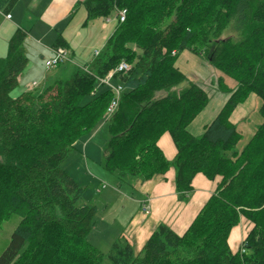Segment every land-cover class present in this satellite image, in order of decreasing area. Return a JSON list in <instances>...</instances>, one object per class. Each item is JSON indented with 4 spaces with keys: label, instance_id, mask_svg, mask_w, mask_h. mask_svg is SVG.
Here are the masks:
<instances>
[{
    "label": "trees",
    "instance_id": "obj_1",
    "mask_svg": "<svg viewBox=\"0 0 264 264\" xmlns=\"http://www.w3.org/2000/svg\"><path fill=\"white\" fill-rule=\"evenodd\" d=\"M18 1L0 0V11L9 15ZM83 6L88 19L126 9L90 63L61 78L51 73L13 96L28 63L25 31L13 32L0 58V228L12 214L20 217L0 264H264V0H84ZM224 31L230 34L222 37ZM55 44L64 41L58 37ZM184 49L204 50L234 81L229 87L218 78L228 97L199 135L187 127L208 94L195 82L175 88L187 80L176 64ZM121 61L129 69L110 79L123 90L106 118L113 94L98 87L95 76ZM250 94L261 100V123L238 150L241 134L230 115ZM102 119L108 139L101 164L110 173L146 181L173 168L175 191L184 200L197 173L219 177L182 234L160 223L138 252L122 236L106 253L89 241L98 206L85 201L84 187L62 163ZM165 132L176 148L171 160L157 145ZM240 217L253 226L232 252L228 238Z\"/></svg>",
    "mask_w": 264,
    "mask_h": 264
},
{
    "label": "crops",
    "instance_id": "obj_2",
    "mask_svg": "<svg viewBox=\"0 0 264 264\" xmlns=\"http://www.w3.org/2000/svg\"><path fill=\"white\" fill-rule=\"evenodd\" d=\"M83 2L84 0H19L9 12L8 17L0 11V58L7 54L8 40L16 29H22L27 34L24 49L28 63L20 75L18 86L21 85L22 81L25 82V85L19 88L20 92L30 89L33 85L40 84L51 74L49 70H47L49 72H44L46 67L43 61L46 58L53 57L57 48L66 49L69 58L66 62L79 67L90 63L97 56L95 55L96 51L98 54L101 53L116 28L117 20L112 17L115 20V25L113 26L111 16L88 19ZM58 37L63 39L64 46L55 44ZM89 56V61H86ZM79 60L86 62L81 63ZM28 66L32 68V71H38L39 77H34L30 72L28 76L24 77ZM37 81L41 82L36 83ZM30 83L33 84L28 87ZM19 91H17V94ZM220 108L213 114V118ZM202 112L187 127L188 131L193 135L201 134L204 127L213 119L201 125L198 130V127H194V125L197 124L196 120L201 116ZM238 131L240 132V130ZM87 135L75 142L73 151L76 152V157L78 158L81 153L82 159L87 164L90 162L92 166H96L95 163H99L98 165L101 166L103 155L101 156L100 151L105 156L108 137L103 148L99 149L98 146L91 143V139L86 137ZM82 143L83 150L79 151V144ZM157 145L168 160H171L176 154L175 145L168 132L163 133L159 137ZM109 174L111 181H114L112 183L114 187L116 183L117 189L123 188L127 193L131 194L132 201L129 200L131 202V211L126 214L125 211L128 210L122 206L119 210L116 209L114 211L113 209L112 212L111 208H109L111 204L109 200H112L110 195L121 192L118 190L107 191L104 195L106 200L103 199L97 204L96 200L94 201V204L98 206V211H101L100 214L103 215L98 220L100 225L103 226L104 232L110 233L109 245L117 237L122 236L129 241L137 252L154 228L160 223H165L176 233L182 234L208 197L214 192L219 182V177L210 181L202 173H197L191 183L193 186L191 196L188 200H184L175 191L173 168H169L165 174L155 175L146 181L137 180L136 177L118 172ZM74 179L79 183L77 178ZM98 186L96 187V192ZM99 203L101 204L100 207ZM143 203L149 207V213L142 211ZM120 216H123V218L125 216V220H120ZM242 234L244 232L238 230V227L232 228L228 238L232 252L235 251Z\"/></svg>",
    "mask_w": 264,
    "mask_h": 264
},
{
    "label": "rangeland",
    "instance_id": "obj_3",
    "mask_svg": "<svg viewBox=\"0 0 264 264\" xmlns=\"http://www.w3.org/2000/svg\"><path fill=\"white\" fill-rule=\"evenodd\" d=\"M176 3V2H175ZM174 13V10H173ZM111 18L113 17L114 19L116 18V11H114L111 15ZM113 20V26L115 25V20ZM172 19V16L167 17L166 19L163 20L162 25L167 24L170 22ZM230 34V31H224L222 34V37H225L226 35ZM204 53V55H203ZM203 53L201 55L194 54L188 49H184L181 51L176 59V64L179 67V69L187 76V80L179 84L176 89L182 88L184 85H186V82H195L198 83L200 86L204 87L208 94V103L205 106V108L202 110L201 116L196 120V123L194 127H198L197 129L199 130L201 125H204L208 123L213 117V114L217 112V110L221 107V105L224 103V100L228 96V94L223 93L219 90L217 87V80L219 77H223L225 83L229 86L232 87L234 85V81L225 76L221 71L218 69L214 68L205 58L206 53L203 50ZM90 56L86 61H89ZM81 63H84L86 61L79 60ZM40 62V61H39ZM44 62V61H43ZM42 62V63H43ZM76 65L74 64H64L59 68H44V72H49L53 73V77L55 78L58 76L59 78L69 74V72L72 70L73 67ZM29 69V70H28ZM66 69H68L66 71ZM84 71L86 69L82 68ZM49 70V71H47ZM29 72L34 75V77H39V72L37 71H32V68L28 66V68L25 70V76H28ZM32 77V78H34ZM52 77V78H53ZM96 77L97 81V86L100 87L102 85H105V88L108 87L106 84H103L100 82V78L98 76ZM51 78V79H52ZM41 81H37L36 83H40ZM33 83L28 84V87L32 85ZM25 85V82H21V85L17 86L12 92V95L15 96L17 94V91H19V88H22V86ZM36 86V85H33ZM32 88V87H31ZM20 92V91H19ZM165 92L161 91L158 93V95H164ZM261 105V100L260 98L255 95V94H250L246 100L241 102L235 110L231 113L230 115V121L236 124L238 130H240L241 133V140L237 145V149L239 150L245 142H247L248 138L255 132L256 128L259 126L261 123V116L259 113V107ZM91 139V143L95 144L98 146V148H103L106 138L108 137V129H107V123L105 119H102L92 131L88 133L86 136ZM83 139V137L81 138ZM85 143V142H84ZM80 150L82 149L83 143L79 144ZM100 154L102 157H104V153L100 151ZM95 163V162H94ZM96 166H92L90 162L87 164L84 159L81 157V153L79 158L76 157V152L73 151V149L70 151L68 157L63 161L62 166L63 168L67 171V173L74 178H77L82 187L85 189V195L84 199L90 203L94 204L96 200V204L98 202H101L103 199H105V193L107 191H115L118 190L119 194H111L110 197L112 200L110 201V206L111 211L113 212L116 209L122 208L124 206L125 209L128 211H125L126 214H128L131 211V194L127 193L125 189L123 188H118L115 187L112 184L114 181H111V178L109 177V173L102 165H98L95 163ZM100 167V168H99ZM109 174V175H108ZM159 175V174H158ZM207 178V177H206ZM217 178V177H216ZM137 180H140L138 177H136ZM208 179V178H207ZM76 180V179H75ZM210 181H213L211 179H208ZM105 184V187H99L100 185ZM99 185V186H98ZM98 186V190L96 192V187ZM101 191V192H98ZM121 195V196H120ZM106 200V199H105ZM104 200V201H105ZM130 200V201H129ZM101 204L99 203V207ZM101 211H98L97 216L98 219L103 216L100 214ZM117 212V211H116ZM149 213V212H148ZM95 217V220L97 218ZM120 220L122 221L125 220V216H120ZM96 220V223L94 225V228L89 235V241L99 247L102 252L106 253L109 250L110 243H109V235L110 233L104 232L103 226L100 225V221ZM20 221V217L18 215L12 214L7 220H5L1 224L0 228V254L1 252L5 249V247L8 245L9 239L11 232L13 229L16 227L18 222ZM253 224L247 220L244 217H240V220L236 227H238V230L244 232L240 239L238 240V244L235 247L239 246L240 242L244 239L246 234L249 232ZM114 228V227H113ZM117 229V228H116ZM106 262V259L104 260Z\"/></svg>",
    "mask_w": 264,
    "mask_h": 264
},
{
    "label": "built area",
    "instance_id": "obj_4",
    "mask_svg": "<svg viewBox=\"0 0 264 264\" xmlns=\"http://www.w3.org/2000/svg\"><path fill=\"white\" fill-rule=\"evenodd\" d=\"M126 9H121L117 12L116 18H118L120 21H123L125 19ZM7 17L9 15H6ZM98 52H95V55H97ZM68 52L64 48H57L55 50L54 56L51 58H46L44 60V64L47 68H54L57 65H60L66 61H68ZM129 69V65L125 61H121L114 69L109 70L102 78H100V82L103 84H106L109 89H111V92L113 94L107 108L105 117L108 118L110 115L114 113V111L117 108L123 87L120 84H113L111 82V77L114 73L120 72V71H126ZM105 184H102V187H104ZM142 211L144 213L149 212V207L147 204H142Z\"/></svg>",
    "mask_w": 264,
    "mask_h": 264
}]
</instances>
